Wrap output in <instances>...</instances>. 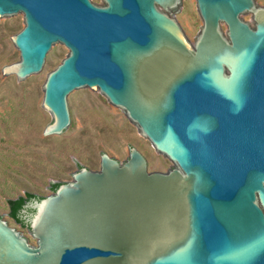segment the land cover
<instances>
[{"label": "water", "instance_id": "1", "mask_svg": "<svg viewBox=\"0 0 264 264\" xmlns=\"http://www.w3.org/2000/svg\"><path fill=\"white\" fill-rule=\"evenodd\" d=\"M196 2L197 39L193 0H0L1 22L25 21L8 83L43 81L69 49L44 84L45 137L67 139L95 92L177 167L103 153L26 206L36 244L0 211V264H264V4Z\"/></svg>", "mask_w": 264, "mask_h": 264}, {"label": "rangeland", "instance_id": "2", "mask_svg": "<svg viewBox=\"0 0 264 264\" xmlns=\"http://www.w3.org/2000/svg\"><path fill=\"white\" fill-rule=\"evenodd\" d=\"M261 2L264 4V0ZM181 22L197 39L204 23L196 0ZM24 27L25 21L11 25L0 21V211L3 219L10 217V199L26 193L46 198L53 194V184L72 183L79 169L99 170L103 153L126 162L131 148L140 147L154 162L156 171L177 168L154 149L126 112H118L105 96L95 92L74 100L79 119L77 128L67 139L45 137L44 129L53 122V116L42 106L44 84L67 57L69 49L58 51L53 70L43 81L36 78L26 86L17 78L8 83L2 69L20 61L12 37ZM14 226L33 244L37 243L29 230L15 221Z\"/></svg>", "mask_w": 264, "mask_h": 264}, {"label": "trees", "instance_id": "3", "mask_svg": "<svg viewBox=\"0 0 264 264\" xmlns=\"http://www.w3.org/2000/svg\"><path fill=\"white\" fill-rule=\"evenodd\" d=\"M61 183H55L51 187V191L54 193L58 190V188L61 186ZM43 197L37 194L33 193H26L24 196H19L15 199H10L8 201L9 203V215L10 217L23 229L30 231V224L27 222V219L25 218L26 214L24 213L25 210H27V213L34 212L33 209L27 208L26 206L33 202L34 200H42ZM2 217V216H0ZM31 232V231H30Z\"/></svg>", "mask_w": 264, "mask_h": 264}, {"label": "flooded vegetation", "instance_id": "4", "mask_svg": "<svg viewBox=\"0 0 264 264\" xmlns=\"http://www.w3.org/2000/svg\"><path fill=\"white\" fill-rule=\"evenodd\" d=\"M171 15V14H170ZM172 16V15H171ZM173 17V16H172Z\"/></svg>", "mask_w": 264, "mask_h": 264}]
</instances>
